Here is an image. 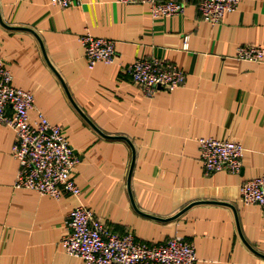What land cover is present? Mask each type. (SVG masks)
<instances>
[{
    "label": "crops",
    "instance_id": "obj_1",
    "mask_svg": "<svg viewBox=\"0 0 264 264\" xmlns=\"http://www.w3.org/2000/svg\"><path fill=\"white\" fill-rule=\"evenodd\" d=\"M51 1L0 0V57L13 85L34 94L30 117L61 127L80 156L82 194L57 201L15 189L16 134L0 126V264H85L60 246L80 206L149 246L189 241L197 264H264V215L241 201V186L264 175V62L234 58L241 46L264 47V0H240L219 25L201 19L199 0L160 20L147 5L80 0L65 10ZM87 32L115 42V63L88 68L79 41ZM139 58L176 65L186 85L146 97L125 71ZM108 137L135 147L130 187L132 148ZM201 138L241 143V173L207 175Z\"/></svg>",
    "mask_w": 264,
    "mask_h": 264
},
{
    "label": "built area",
    "instance_id": "obj_2",
    "mask_svg": "<svg viewBox=\"0 0 264 264\" xmlns=\"http://www.w3.org/2000/svg\"><path fill=\"white\" fill-rule=\"evenodd\" d=\"M119 4H141L149 7L154 20L183 15L191 0H112ZM240 0H199L201 19L211 25H219L226 14L234 12ZM80 0H52L61 9L79 5ZM89 69L99 63L112 65L116 61L114 41L95 37L91 33L80 36ZM189 48L185 37L184 49ZM237 61L264 62V47L245 45L237 49ZM132 81L148 98L159 91L173 93L186 85L187 75L165 59L139 58L125 67ZM35 108L32 92L13 85V76L0 57V126L12 129L16 141L12 155L19 163L15 189L33 191L57 201L63 197L79 198L81 189L74 181V171L80 156L71 146L61 127L53 125L39 113L30 117ZM201 161L206 174L227 172L239 174L243 168L245 149L239 142L220 141L214 138L198 140ZM244 205H258L264 215V175L245 182L241 186ZM65 236L60 242L69 256L81 259L85 264H197L193 243L170 239L156 246L136 241L132 233H113L95 215L94 211L80 206L69 213L65 222Z\"/></svg>",
    "mask_w": 264,
    "mask_h": 264
},
{
    "label": "water",
    "instance_id": "obj_3",
    "mask_svg": "<svg viewBox=\"0 0 264 264\" xmlns=\"http://www.w3.org/2000/svg\"><path fill=\"white\" fill-rule=\"evenodd\" d=\"M43 47V46H42ZM43 51H44V49H43ZM44 54H45V57H46V59H47V61H48V63H49V65L51 66V68L56 72V74L59 76V78L61 79V82H62V84H63V86L65 87V90H66V92H67V94L69 95V91H68V88H67V86H66V84H65V82H64V80H63V78L59 75V73L57 72V70L54 68V66L50 63V60L48 59V57H47V55H46V53L44 52ZM70 96V95H69ZM74 103V102H73ZM76 106V105H75ZM76 108L78 109V111L81 113V115L89 122V123H91L90 122V120L81 112V110L76 106ZM92 124V123H91ZM93 125V124H92ZM94 126V125H93ZM96 128V127H95ZM97 129V128H96ZM99 131V130H98ZM103 136H105L101 131H99ZM105 137H107V136H105ZM108 138H115V139H118V140H124V141H126L130 146H131V148H132V151H133V162H132V167H131V170H130V173H129V179H128V184H129V187H130V185H131V176H132V173H133V168H134V164H135V156H136V151H135V147H134V145H133V143L128 139V138H126V137H108ZM137 209V208H136ZM138 210V209H137ZM145 216H148V217H150V218H155V217H152V216H149V215H146L145 214ZM179 216V215H178ZM155 219H157V218H155ZM159 220H161V219H159ZM257 253V252H256ZM258 254V253H257Z\"/></svg>",
    "mask_w": 264,
    "mask_h": 264
}]
</instances>
